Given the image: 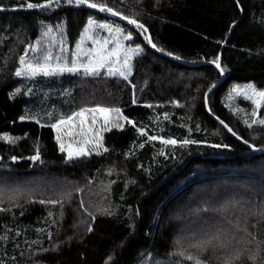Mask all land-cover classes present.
<instances>
[{
  "label": "trees",
  "instance_id": "16d2710c",
  "mask_svg": "<svg viewBox=\"0 0 264 264\" xmlns=\"http://www.w3.org/2000/svg\"><path fill=\"white\" fill-rule=\"evenodd\" d=\"M89 2L0 0V264H264V0Z\"/></svg>",
  "mask_w": 264,
  "mask_h": 264
},
{
  "label": "snow or ice",
  "instance_id": "6c2138e0",
  "mask_svg": "<svg viewBox=\"0 0 264 264\" xmlns=\"http://www.w3.org/2000/svg\"><path fill=\"white\" fill-rule=\"evenodd\" d=\"M59 2H60V0H49V3L46 4V5H37V4L28 3L27 4V7H29V8H34V7H49V6H51L52 3L59 4ZM67 3L68 4H75L76 6L86 5L87 7H90V8H97V7H99L100 11H108V12H111L112 15H119V13L113 12V10L111 8H106L104 5H98L96 3H91V2H89V0H67ZM129 23L136 24V21L135 20H130ZM94 26L95 27H99V28L108 29L109 32L112 31L111 26L108 25V24H96L94 21L89 20V22H88L89 29H91ZM138 26L139 27H143V25H138ZM87 31L88 30L86 29L85 30V34L86 35H87ZM116 31L119 32L120 30L117 29ZM125 39H131V36L130 35L129 36H126ZM105 44H107V41H105ZM153 47H155L154 44H153ZM102 52H103V46H101V53ZM101 53H98V56H99V59L98 60H96L94 63H92L90 65L84 66L85 73L98 74L99 70L105 66V61L108 59V57H110V56H117L118 57L119 56V48L116 51H113V52L108 53L107 56L102 55ZM24 63H25V61L23 59H21V64H24ZM125 63H127V61H125ZM27 67L29 69H32L33 72L43 71V73L45 75H47L48 72H49L48 68L45 67V66H40V67H37V68H33V66L31 64H28ZM216 67L217 68L220 67L219 63L216 64ZM60 71H66V72H69V73H77V72L80 71V67L77 66V65H73L72 67H68L67 65H65L63 68L60 69ZM109 72L110 73L113 72V69L110 68L109 69ZM16 75H21V73L20 72H17ZM120 75L124 76V78L127 79V76L123 72H120ZM259 95L261 97H264V92L259 93ZM84 111L85 110H82L80 113H77L76 115L83 116L84 115ZM90 111H92V112H97L98 111L100 113H103L105 115V121L107 122V113L109 111L108 109L100 108V109H92ZM73 118L74 117H69L68 118L69 122H71V120ZM63 123H65V121L64 120H61V121H59L58 124L53 125V127H57L58 128L59 125L60 124H63ZM260 123L261 124H264V119H261L260 120ZM249 126H251V125H249ZM4 139L7 140L9 138L8 137H4ZM164 142L165 143H168V144H174V143H176V141H174V140H168V141H164ZM183 143L186 145L188 143H195V141L185 140ZM61 150H64L63 145H61ZM106 150L107 149H105V151ZM87 154L88 153L83 148L79 149L75 153V155H77V156H83V155H87ZM73 155H74V153L71 150H68V157H69V159H72L73 158ZM13 159H15V158H13ZM31 159H33V160H39L40 159L39 154H37L36 156L32 157ZM189 259H192V257H189ZM196 264H201V262L200 261H197Z\"/></svg>",
  "mask_w": 264,
  "mask_h": 264
},
{
  "label": "rangeland",
  "instance_id": "374dc122",
  "mask_svg": "<svg viewBox=\"0 0 264 264\" xmlns=\"http://www.w3.org/2000/svg\"><path fill=\"white\" fill-rule=\"evenodd\" d=\"M261 92L262 91L258 90L253 85H245V86H239V87L235 88L233 93H232V95H230V97H231V101L233 103H237L235 100L236 99H240V97L243 96V97L248 98V99L250 98L253 101H255L257 104H259L260 101H261V98H262L259 95V93H261ZM61 128L62 127L57 128V133L58 134H59V130H61ZM62 145H63V148H64L63 151H65L67 153V155H68V150H71L74 153L73 158H80V157L87 156V155L90 154L89 148H87V147H77L76 145L71 144V142H69L68 140H65V139H63V141H62ZM81 148H83L88 154L87 155H83V156L75 155V153ZM146 263H147V261L143 262V264H146Z\"/></svg>",
  "mask_w": 264,
  "mask_h": 264
}]
</instances>
